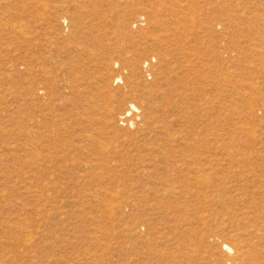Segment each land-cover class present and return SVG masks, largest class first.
Returning a JSON list of instances; mask_svg holds the SVG:
<instances>
[{"label":"rangeland","instance_id":"1","mask_svg":"<svg viewBox=\"0 0 264 264\" xmlns=\"http://www.w3.org/2000/svg\"><path fill=\"white\" fill-rule=\"evenodd\" d=\"M0 264H264V0H0Z\"/></svg>","mask_w":264,"mask_h":264},{"label":"bare ground","instance_id":"2","mask_svg":"<svg viewBox=\"0 0 264 264\" xmlns=\"http://www.w3.org/2000/svg\"><path fill=\"white\" fill-rule=\"evenodd\" d=\"M45 60L46 58H40L37 60V63H39V66L37 68H29V73L31 75H34V73H38L37 76H39V78H37V80L33 81L31 79L29 85H30V96L32 94H34L38 99H40L44 104L43 107L51 113L52 117L59 122L61 125L65 126L68 124V122L71 119V113L68 110H65L66 108L63 106L62 103L55 105L53 102V99H50L48 97V92L47 90L49 88L46 89L47 85H50V83L52 84V79L50 77V70L45 66ZM132 75V74H130ZM132 77V76H131ZM133 78V77H132ZM164 91V90H163ZM136 90H130L131 94H137L140 95L141 93H135ZM167 97L164 95L162 97V99H166ZM31 100V99H30ZM46 100V102H44ZM29 106H32V104L30 103ZM59 107L58 109V113L57 110H55V107ZM138 108L133 104L130 103L129 107L125 110L124 114H126V116L131 115L132 111H138ZM108 110V109H107ZM65 111V112H62ZM62 112V113H61ZM108 113L110 112V110L107 111ZM109 115V114H108ZM32 118V117H31ZM132 125H134L132 122L130 123ZM32 134V131L30 132ZM38 136H42L40 133H36ZM29 138H32V135L29 136ZM31 145L33 144V140H30ZM197 179V178H196ZM196 181V180H195Z\"/></svg>","mask_w":264,"mask_h":264}]
</instances>
